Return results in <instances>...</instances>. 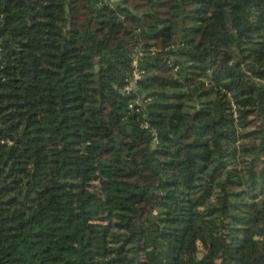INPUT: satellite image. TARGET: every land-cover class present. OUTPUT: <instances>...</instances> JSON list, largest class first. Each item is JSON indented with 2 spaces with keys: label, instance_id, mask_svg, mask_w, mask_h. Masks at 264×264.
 <instances>
[{
  "label": "trees",
  "instance_id": "obj_1",
  "mask_svg": "<svg viewBox=\"0 0 264 264\" xmlns=\"http://www.w3.org/2000/svg\"><path fill=\"white\" fill-rule=\"evenodd\" d=\"M216 262L264 264V0H0V264Z\"/></svg>",
  "mask_w": 264,
  "mask_h": 264
},
{
  "label": "built area",
  "instance_id": "obj_2",
  "mask_svg": "<svg viewBox=\"0 0 264 264\" xmlns=\"http://www.w3.org/2000/svg\"><path fill=\"white\" fill-rule=\"evenodd\" d=\"M116 1L117 0H100V3L102 5L113 6ZM169 48L170 47H167L166 49H169ZM140 55H141L140 48L135 47L134 52L132 54V62H131L133 65V70H132L129 82L125 86L126 92L132 91L135 88L136 82L142 79L145 75V71L138 67V61H139ZM136 102L138 103V101ZM129 106L132 107V104H130Z\"/></svg>",
  "mask_w": 264,
  "mask_h": 264
},
{
  "label": "rangeland",
  "instance_id": "obj_3",
  "mask_svg": "<svg viewBox=\"0 0 264 264\" xmlns=\"http://www.w3.org/2000/svg\"><path fill=\"white\" fill-rule=\"evenodd\" d=\"M84 147H85V144L83 145V148ZM205 251H206V247L203 244H199L198 245V251H197L198 256L202 257L205 254ZM216 264H218V263L216 262Z\"/></svg>",
  "mask_w": 264,
  "mask_h": 264
},
{
  "label": "water",
  "instance_id": "obj_4",
  "mask_svg": "<svg viewBox=\"0 0 264 264\" xmlns=\"http://www.w3.org/2000/svg\"><path fill=\"white\" fill-rule=\"evenodd\" d=\"M146 78H147V76H144L141 80L146 79Z\"/></svg>",
  "mask_w": 264,
  "mask_h": 264
}]
</instances>
